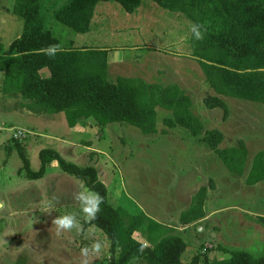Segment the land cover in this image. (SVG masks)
<instances>
[{
	"label": "rangeland",
	"instance_id": "rangeland-1",
	"mask_svg": "<svg viewBox=\"0 0 264 264\" xmlns=\"http://www.w3.org/2000/svg\"><path fill=\"white\" fill-rule=\"evenodd\" d=\"M13 3L0 0V42L4 46L22 29V19L11 11ZM191 25L185 15L164 10L153 0H143L132 13L115 1H101L89 31L76 33L55 22L52 31L63 44L73 41L78 47L104 48L119 56L123 63L110 68L109 61L115 59L108 56V77L112 79L133 76L180 87L172 73H185L189 88L184 90L194 97L193 111L204 127L222 131V147L242 139L250 161L255 152L264 149V105L226 96L228 113L224 118L221 108L203 106L202 98L212 90L189 65L192 61L201 70L190 56L187 39ZM147 72L151 73L144 75ZM41 74L47 76L48 70L42 69ZM31 104L43 109L19 93L0 92V200L6 205L0 210V264H110L106 234L94 225L83 229V221L90 219L83 212L84 198L95 193L60 170L56 161L47 164L41 178H26L18 173L22 167L18 146L33 170L38 169V152L45 147L77 165H94L110 204L130 212L142 211L174 227L186 246L181 254L183 264L198 251L229 256L216 252L217 244L254 257L264 255V225L256 219L257 214L264 215V180L245 184L250 164L245 174L236 177L198 136L180 126L161 132V120L169 113L161 107L156 110L157 132L144 134L125 122L99 129L93 120L79 119L82 124L69 127L63 112H39L30 109ZM210 180L213 188L208 187ZM201 185L207 187L205 215L181 225L179 215ZM68 214L75 216L73 228L58 232L52 221ZM134 237L143 240L140 233L135 232ZM128 264L148 263L133 258Z\"/></svg>",
	"mask_w": 264,
	"mask_h": 264
},
{
	"label": "trees",
	"instance_id": "trees-1",
	"mask_svg": "<svg viewBox=\"0 0 264 264\" xmlns=\"http://www.w3.org/2000/svg\"><path fill=\"white\" fill-rule=\"evenodd\" d=\"M101 1H115L130 13L143 3V0H14L11 11L23 24L19 36L7 46L0 42V92L19 93L33 100L43 109L35 104L29 107L39 112H63L69 127L77 125L79 119H91L99 129L112 122H125L144 134L157 132L156 110L161 107L169 112L161 120L164 125L161 132L180 126L204 141L229 171L238 176L245 174L248 151L244 141L238 139L236 145L220 146L222 131L204 127L184 89L174 83L162 85L133 76L110 80L108 49L78 47L73 41L63 44L53 33V22L76 33L89 31ZM153 1L164 10L185 15L192 24L204 26L202 40H196L191 32L187 42L190 56L198 62L212 90L202 98L205 108L219 107L223 118L226 117L225 96L264 105V0ZM52 45L59 48L53 53L54 58H49L46 53ZM44 68L48 70L47 76L41 74ZM18 153L22 158L18 173L26 178H41L47 164L56 161L60 170L99 195V210L95 218L83 221V229L94 225L106 234L110 264H128L133 258L148 264H183L181 254L186 246L174 233V227L142 211L130 212L121 205L110 204L107 188L94 165H77L57 150L45 147L38 152V169L33 170L20 146ZM249 162L245 184L263 181L264 149L255 152ZM208 187H214L212 180ZM206 191L207 187L201 185L194 193L189 207L179 215L181 225L204 217ZM256 219L264 225V215H257ZM135 232L143 240L134 237ZM219 251L229 256L198 251L188 264H264V255L254 257L247 251L229 250L217 244L216 252Z\"/></svg>",
	"mask_w": 264,
	"mask_h": 264
},
{
	"label": "clouds",
	"instance_id": "clouds-1",
	"mask_svg": "<svg viewBox=\"0 0 264 264\" xmlns=\"http://www.w3.org/2000/svg\"><path fill=\"white\" fill-rule=\"evenodd\" d=\"M203 27L204 26L201 24L191 25L190 31L192 32V34H194L196 40H202L204 38L203 33L201 32V28ZM57 48H59V46L57 45L49 46V50L46 53V56H48L49 58H54L55 55H53V53ZM35 51L36 54H38L40 49H37ZM74 199H76V195L74 196ZM84 202H85V206L83 207V212L86 214V217L90 219L95 218V214L99 210L98 205L101 202V198L99 197V195L92 194L91 198H84ZM5 206H6L5 202L0 200V210H4ZM74 223H75V216L73 214L60 216L52 221V224L56 227V230L58 232L61 231V229L70 231L73 228ZM95 247L99 248V244H96ZM84 251L85 250L83 249L82 253ZM140 251L141 252L143 251V247H141Z\"/></svg>",
	"mask_w": 264,
	"mask_h": 264
},
{
	"label": "crops",
	"instance_id": "crops-1",
	"mask_svg": "<svg viewBox=\"0 0 264 264\" xmlns=\"http://www.w3.org/2000/svg\"><path fill=\"white\" fill-rule=\"evenodd\" d=\"M109 53V52H108ZM108 56H110L111 58H114L115 60V62H112V61H109V68H110V66L112 65V64H119V63H123V62H120V57L119 56H115V55H113V54H108ZM183 64H185V63H183ZM188 64V63H187ZM187 64H185V65H187ZM189 65H192V67L195 69V72H197V73H201L200 75L202 76V77H200V79H199V81L202 79L203 81H204V83L206 82V84H207V88L209 87V84H208V82L205 80V74H204V72L202 73L201 72V70H199V68L192 62V61H190V63H189ZM199 65V64H198ZM200 67V66H199ZM108 63H107V75L109 76V74H108ZM201 69V68H200ZM151 72H147L146 74H144V75H149ZM173 75H174V77H175V79H177L179 82H180V87L182 88V89H188L189 87H187V86H185V83H186V79H187V76L185 75V73H182V72H173L172 73ZM142 75V74H141ZM107 76V77H108ZM118 76H123V75H117V77ZM116 77V78H117ZM184 77V78H183ZM110 80H115L116 78H114V79H112L111 77H108ZM184 79V80H183ZM185 81V82H184ZM148 82V81H147ZM152 83V82H151ZM173 84V83H172ZM208 89H210V88H208ZM187 94H189V92H186ZM190 95V97H191V100H192V104H193V96L191 95V94H189ZM226 97V96H225ZM202 98V97H201ZM81 122H78V124H80ZM77 124V125H78ZM82 124V123H81ZM75 127V126H74ZM77 127V126H76ZM247 166L250 164V162H249V160H247ZM234 174V173H233ZM234 175H236V174H234ZM236 177H240V176H236ZM200 182V181H199ZM257 215H259V214H257Z\"/></svg>",
	"mask_w": 264,
	"mask_h": 264
},
{
	"label": "built area",
	"instance_id": "built-area-1",
	"mask_svg": "<svg viewBox=\"0 0 264 264\" xmlns=\"http://www.w3.org/2000/svg\"><path fill=\"white\" fill-rule=\"evenodd\" d=\"M18 135H20V132H18L17 134H15L14 137H17Z\"/></svg>",
	"mask_w": 264,
	"mask_h": 264
}]
</instances>
